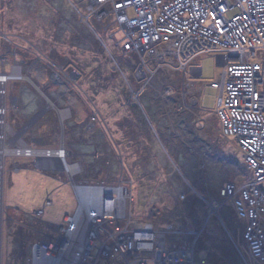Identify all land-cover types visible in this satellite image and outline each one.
<instances>
[{
    "label": "rangeland",
    "instance_id": "rangeland-1",
    "mask_svg": "<svg viewBox=\"0 0 264 264\" xmlns=\"http://www.w3.org/2000/svg\"><path fill=\"white\" fill-rule=\"evenodd\" d=\"M87 2L0 0V79L9 78L3 91L0 86L8 145L0 164V264H31L35 244L58 237L56 228L68 233L79 205L72 177L79 185L126 190L127 200L116 193L102 199L103 207L116 200L121 215L111 224L105 220L110 234L146 224L181 230L169 236L167 246L190 249L197 264H259L242 239L245 223L219 194L227 183L247 177L241 154L221 136L215 114L221 91L209 83L217 79L220 57L198 55L185 71L159 59L150 65L139 53L116 46L111 14L85 22ZM143 62L153 73L144 87L137 74ZM16 70L21 77H10ZM196 78L204 84L189 88L188 80ZM192 98L200 110L186 118L207 146L184 121L166 117ZM59 111L67 114L62 120ZM157 112L180 131L158 130ZM170 137L178 142L172 139L171 145ZM62 149V164L43 156ZM67 165L76 166L72 176ZM99 216L82 228L77 255L87 248L89 234L100 230V240L105 238L103 225L96 226ZM194 229L201 231L198 237L186 233ZM68 246L69 255L78 249L73 241ZM117 263L116 258L97 264Z\"/></svg>",
    "mask_w": 264,
    "mask_h": 264
},
{
    "label": "built area",
    "instance_id": "built-area-1",
    "mask_svg": "<svg viewBox=\"0 0 264 264\" xmlns=\"http://www.w3.org/2000/svg\"><path fill=\"white\" fill-rule=\"evenodd\" d=\"M106 14L113 16L116 46L124 53H139L150 65L159 59L171 64V69L185 71L187 63L198 55L220 57L221 74L209 83L221 91L215 114L221 136L232 140L241 154L247 177L227 183L219 194L245 223L241 236L250 256L264 264V0H88L81 16L85 22L91 16L102 21ZM137 74L142 87L153 77L145 62L138 66ZM2 82L3 78L1 91L5 87ZM4 97L5 92H0V99ZM0 108L3 147L7 132L3 130L5 107ZM50 152L43 156L61 160L65 155L63 149L57 156ZM25 155L31 156V151H25ZM115 201L105 203L111 209L96 221V226L103 225L105 238L100 240V230L89 234L87 248L84 246L81 255L69 264H97L116 258L117 264H197L190 249L167 246L169 236L184 233L181 230H158L146 224L144 228L126 227L110 234L106 222L121 218ZM56 232L58 237L35 244L31 264L49 257L56 264H65L63 238L67 231L56 228ZM186 233L198 237L201 231Z\"/></svg>",
    "mask_w": 264,
    "mask_h": 264
},
{
    "label": "bare ground",
    "instance_id": "bare-ground-1",
    "mask_svg": "<svg viewBox=\"0 0 264 264\" xmlns=\"http://www.w3.org/2000/svg\"><path fill=\"white\" fill-rule=\"evenodd\" d=\"M89 20H91V18ZM10 77L20 78L21 76H20L18 70H16V72L10 74ZM8 79H7V77H4L3 78L4 82H2L1 85H5V82ZM48 105L51 106V104L49 102H48ZM66 115L67 114L65 112H60V118H61L60 120L65 118ZM3 144H4L3 147L0 146V164H1L2 156L7 152L5 150L8 149L7 143L5 142ZM49 158H50V156L47 157V160L50 161ZM57 160L60 162V159L57 158ZM75 167H76L75 165H67V172L70 174V176H72L73 170ZM1 174H2V169L0 168V226H1V222H2V220H1L2 219V211H1V202H2V186H1L2 185V178L1 177L2 176H1ZM71 180H72L74 191L77 195L79 205H78V209H77L75 216L73 218H70V221H71L70 230L68 231V233L65 234V236L63 238V242H66L65 248L63 247L65 249V253H63V260H65V264H69V260L73 261L74 257H77V252L80 250L79 248L81 247V244L84 241V240H82V241L78 240L79 234H80L82 228L86 229L87 225L89 224V222L93 218V216H96L97 214H105L106 215L110 211L111 206H106V207L102 206V203L105 202L102 200L104 197V194L116 193L118 196V199H121L126 193V190L124 188L122 189L120 187L111 188V187H107V186H84V185L77 184L74 181L73 177L71 178ZM123 191H124V193H123ZM49 203H50V201H49ZM38 210H43V209H38ZM43 214H44V212H43ZM87 216H88V218H87ZM72 241H73V245H76V247L78 249L75 253L72 252L73 255L72 254L69 255L67 253L68 252L67 250L69 249L68 247H70V246H68V245L70 242L72 243ZM77 243L79 246L77 245ZM30 251H32V250H30ZM39 264H56V263L52 259V257H49L48 259H45V258L39 259Z\"/></svg>",
    "mask_w": 264,
    "mask_h": 264
},
{
    "label": "flooded vegetation",
    "instance_id": "flooded-vegetation-1",
    "mask_svg": "<svg viewBox=\"0 0 264 264\" xmlns=\"http://www.w3.org/2000/svg\"><path fill=\"white\" fill-rule=\"evenodd\" d=\"M185 76H183L182 75V78H183V80H182V82H184V80H185V78H184ZM181 82V83H182ZM175 92V91H174ZM185 98H186V95H185ZM181 107H182V111L181 112H176V113H173L172 111V115H168V116H166L167 118H171V117H174L175 119H181L182 121H184L183 122V124H182V126L184 127V128H186L188 131H190L191 133H194L195 134V138L198 140V141H202L203 143H204V145L205 146H207V144L205 143V140L203 139L202 140V138L200 137V136H198V135H196V130L194 129V125H192V127L190 128V124H189V121L190 120H187V116L188 117H190V116H195V113L198 111V110H200V107L198 106V104H197V101L194 99V98H192V100L189 102V103H183V105H181ZM160 117V114L157 112L156 113V115H154V125H155V127L158 129V130H161L162 132H166V131H168L169 130V132H173V131H175V130H178L179 129V131H180V128L181 127H179V126H177V127H173L172 126V123H173V120H172V123L170 124L169 122H166L164 119H160L159 117ZM197 116H198V114H197ZM192 117H191V119H192ZM166 125V126H165ZM177 128V129H176ZM197 128V127H196ZM171 134H173V133H171ZM180 136V135H179ZM173 139V141L176 143V142H178V140H177V138L176 139H174V138H169V143L171 144V145H173L172 143H171V140ZM183 140H184V138H183ZM186 141L184 140V143H185ZM175 146V145H174ZM209 150H211V147H209ZM210 152V151H209ZM209 152H208V154H209Z\"/></svg>",
    "mask_w": 264,
    "mask_h": 264
},
{
    "label": "crops",
    "instance_id": "crops-1",
    "mask_svg": "<svg viewBox=\"0 0 264 264\" xmlns=\"http://www.w3.org/2000/svg\"><path fill=\"white\" fill-rule=\"evenodd\" d=\"M194 68V67H193ZM197 69H199L200 70V68H197ZM199 70H198V73L197 74H199ZM193 71H191V73H192ZM197 72V71H196ZM194 73V72H193ZM220 74H221V68H220V61H219V65L217 66V77H219L220 76ZM193 75V74H192ZM189 81V88H194L195 87V89L197 88V86L198 85H203L204 83H202L201 81H199L198 80V78H196V79H190V80H188ZM192 91V90H191ZM191 91H189L190 93H191ZM66 113V112H65ZM202 115H205L204 113H202ZM205 118V117H204ZM203 117H201L200 116V119L202 120V121H204L205 122V119H204ZM73 185V184H72Z\"/></svg>",
    "mask_w": 264,
    "mask_h": 264
}]
</instances>
